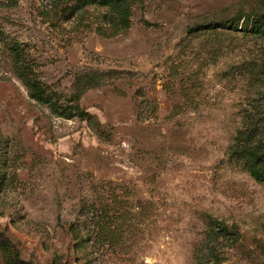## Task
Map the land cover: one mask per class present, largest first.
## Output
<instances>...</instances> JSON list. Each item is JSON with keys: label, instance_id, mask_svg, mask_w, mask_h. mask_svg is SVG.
Instances as JSON below:
<instances>
[{"label": "rangeland", "instance_id": "obj_1", "mask_svg": "<svg viewBox=\"0 0 264 264\" xmlns=\"http://www.w3.org/2000/svg\"><path fill=\"white\" fill-rule=\"evenodd\" d=\"M261 15L0 0V264H264V182L230 155L264 109Z\"/></svg>", "mask_w": 264, "mask_h": 264}, {"label": "trees", "instance_id": "obj_2", "mask_svg": "<svg viewBox=\"0 0 264 264\" xmlns=\"http://www.w3.org/2000/svg\"><path fill=\"white\" fill-rule=\"evenodd\" d=\"M111 2H120L121 0H109ZM264 26V15L258 16L254 20L252 32L260 35L261 28ZM258 27H260L258 29ZM5 34L0 28V41H4ZM11 53L17 56V72L21 74L23 65V49L15 41L9 43ZM257 82L259 83V92L264 98V71L257 73ZM243 133L237 138V144L231 149V157L240 161L246 167L251 175L258 181L264 182V133L259 129H264V109L259 107L257 113L253 115V121L246 123Z\"/></svg>", "mask_w": 264, "mask_h": 264}]
</instances>
